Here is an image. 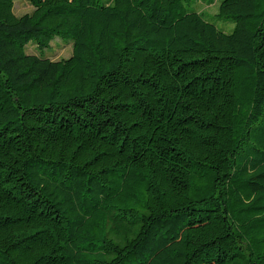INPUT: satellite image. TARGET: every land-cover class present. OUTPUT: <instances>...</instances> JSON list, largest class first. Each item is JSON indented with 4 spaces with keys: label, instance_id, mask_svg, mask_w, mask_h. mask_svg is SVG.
<instances>
[{
    "label": "trees",
    "instance_id": "16d2710c",
    "mask_svg": "<svg viewBox=\"0 0 264 264\" xmlns=\"http://www.w3.org/2000/svg\"><path fill=\"white\" fill-rule=\"evenodd\" d=\"M28 1L0 0V264H264V0Z\"/></svg>",
    "mask_w": 264,
    "mask_h": 264
},
{
    "label": "rangeland",
    "instance_id": "374dc122",
    "mask_svg": "<svg viewBox=\"0 0 264 264\" xmlns=\"http://www.w3.org/2000/svg\"><path fill=\"white\" fill-rule=\"evenodd\" d=\"M219 2L215 0L212 4L206 5L204 2H198V8L203 9L207 13H215L217 10ZM28 0H15L14 2V13L16 15H21L23 13L29 12L32 10ZM207 15V14H206ZM218 28L222 29L225 32H229L233 28V23L229 21H224L220 19H211ZM26 50L29 53H37L35 50L34 44H29L26 46ZM72 44L71 41L63 40L59 37H55L51 42L50 47L45 49V55L51 59H60L66 58L71 54Z\"/></svg>",
    "mask_w": 264,
    "mask_h": 264
}]
</instances>
